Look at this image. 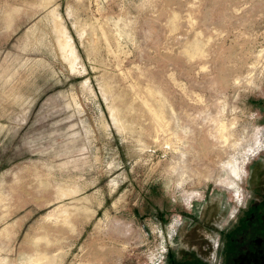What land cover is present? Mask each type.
Here are the masks:
<instances>
[{
	"label": "rangeland",
	"instance_id": "1",
	"mask_svg": "<svg viewBox=\"0 0 264 264\" xmlns=\"http://www.w3.org/2000/svg\"><path fill=\"white\" fill-rule=\"evenodd\" d=\"M254 168L264 0H0V264L209 257Z\"/></svg>",
	"mask_w": 264,
	"mask_h": 264
},
{
	"label": "flooded vegetation",
	"instance_id": "2",
	"mask_svg": "<svg viewBox=\"0 0 264 264\" xmlns=\"http://www.w3.org/2000/svg\"><path fill=\"white\" fill-rule=\"evenodd\" d=\"M255 163L254 166L257 165ZM260 165V163H258ZM257 169L251 172V195L242 208V216L223 232L224 240L218 242L216 252L210 245L202 251L212 254L203 257L198 252H185L167 247L161 259L167 264H264V182H259ZM264 181V180H263ZM256 185H261L255 187ZM256 195V196H255ZM222 234V235H223ZM180 253V255H178ZM174 254V256L172 255ZM182 254V255H181ZM169 262V263H168Z\"/></svg>",
	"mask_w": 264,
	"mask_h": 264
},
{
	"label": "bare ground",
	"instance_id": "3",
	"mask_svg": "<svg viewBox=\"0 0 264 264\" xmlns=\"http://www.w3.org/2000/svg\"><path fill=\"white\" fill-rule=\"evenodd\" d=\"M54 14L57 16L56 17V30L58 32L59 45H60L61 49L63 50L64 55H66L69 58L72 67H75L77 60L79 58V55L77 53V48H76L77 46L75 45L73 37L69 33L70 30L68 31V28L63 24L62 20L60 19L59 13H57L55 11ZM79 62H81V60ZM155 114H157V113H155ZM159 118H161V120H162V117H159ZM158 121H160V120H158ZM225 128L226 127L224 125H222V129H225ZM234 169H235V174L239 177V175L241 173V169L238 167H234ZM222 182L225 185H229V186L231 184L230 183L231 181H229V180L222 181ZM70 214H71V208L65 209L64 213H62L60 216L62 217L63 220L70 222L68 217H67ZM46 254L43 255V254L38 253V255L31 260V264H46V262L44 261V259L47 258V256H48V254L47 255Z\"/></svg>",
	"mask_w": 264,
	"mask_h": 264
}]
</instances>
